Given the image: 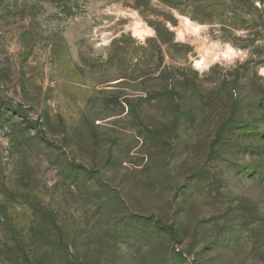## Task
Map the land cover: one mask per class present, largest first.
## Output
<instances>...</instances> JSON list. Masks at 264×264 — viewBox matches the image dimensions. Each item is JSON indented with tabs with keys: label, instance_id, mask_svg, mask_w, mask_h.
<instances>
[{
	"label": "rangeland",
	"instance_id": "obj_1",
	"mask_svg": "<svg viewBox=\"0 0 264 264\" xmlns=\"http://www.w3.org/2000/svg\"><path fill=\"white\" fill-rule=\"evenodd\" d=\"M0 114V264H264L260 0H0Z\"/></svg>",
	"mask_w": 264,
	"mask_h": 264
},
{
	"label": "trees",
	"instance_id": "obj_2",
	"mask_svg": "<svg viewBox=\"0 0 264 264\" xmlns=\"http://www.w3.org/2000/svg\"><path fill=\"white\" fill-rule=\"evenodd\" d=\"M260 4H262L264 6V0H260ZM0 120H1V114H0ZM74 166V171L76 172V174L78 175L79 170H81L79 167ZM40 213V217L37 219L39 220L40 226L42 225L43 229L46 231L51 227H56V219L53 216V213H51L50 211L46 210L45 208L41 209ZM170 230V229H168ZM171 231V230H170ZM172 233V232H171ZM44 233H42L41 235H43Z\"/></svg>",
	"mask_w": 264,
	"mask_h": 264
}]
</instances>
